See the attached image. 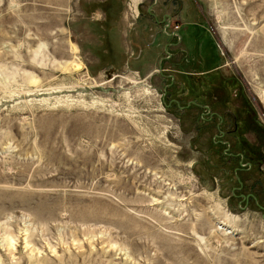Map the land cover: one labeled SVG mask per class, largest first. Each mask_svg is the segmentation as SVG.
<instances>
[{
    "label": "rangeland",
    "instance_id": "1",
    "mask_svg": "<svg viewBox=\"0 0 264 264\" xmlns=\"http://www.w3.org/2000/svg\"><path fill=\"white\" fill-rule=\"evenodd\" d=\"M151 2L0 0V264H264V212L234 197L264 207V0L195 1L218 74L191 80ZM198 92L254 116L255 168Z\"/></svg>",
    "mask_w": 264,
    "mask_h": 264
},
{
    "label": "flooded vegetation",
    "instance_id": "2",
    "mask_svg": "<svg viewBox=\"0 0 264 264\" xmlns=\"http://www.w3.org/2000/svg\"><path fill=\"white\" fill-rule=\"evenodd\" d=\"M195 1L196 0H152L146 9L145 17L161 27L160 43L163 42L162 47L164 54L162 60L165 63L173 61L171 64H175L178 69L176 71L178 79L184 78L186 80H191L194 76L198 79H213L214 75L218 74V67L213 66L215 52L211 46L212 43L210 42L209 35H206L197 24V7ZM156 7H159V10L157 14H154L152 10ZM178 47H182L183 49ZM169 50L173 52L171 53ZM176 50L178 51V55L176 61H174L176 58ZM176 78L173 79L171 77L169 79V88H172L175 84ZM202 97L200 98L203 102L213 101V96L203 95ZM191 103L192 106L202 110V112L207 111L208 117L211 119H217L219 124L218 128H226L227 133L236 130L234 117L231 116L230 111H223V113L217 114V111L213 110L208 104L197 105L193 100H191ZM227 120H229L231 124H229ZM233 125L234 128H232ZM229 127H231V129H229ZM220 134L224 135L226 133L221 132ZM243 165L244 164L241 166L244 168ZM249 168L250 166L246 164L244 170L248 172ZM259 208L264 212V207L259 206Z\"/></svg>",
    "mask_w": 264,
    "mask_h": 264
},
{
    "label": "trees",
    "instance_id": "3",
    "mask_svg": "<svg viewBox=\"0 0 264 264\" xmlns=\"http://www.w3.org/2000/svg\"><path fill=\"white\" fill-rule=\"evenodd\" d=\"M199 96H200L199 92L194 95V97H193L194 103L197 105H204V104L206 105V103L203 102L199 98ZM195 98H197L198 100ZM217 105L218 104H216L214 108H216ZM231 116L234 117L235 126H236V130L234 132L228 133L229 135H233L235 138L234 142H233V144H234L233 148L236 149V153L231 154V156L235 158V159H233V160H235L233 163L236 164L237 161L242 160V163H246L248 166H250L249 170H251L252 168H255L254 167L255 164L257 165V164H259V162L261 163V157L260 158L258 157L259 156V150L257 151V157H252V155H250L249 151H247V149H244L242 147L243 145L244 146L248 145V143L245 141L244 138H242L241 135H242V131L245 129V126L247 124L249 125L251 123V121H253L256 124L255 118H254V116H251V113L247 112L246 110L244 111V107L239 108V109H234V111L231 113ZM257 127L262 128V126L258 123H257ZM232 128H234V125ZM219 143L222 144L221 142H219ZM250 149H251V146H250ZM232 167H233V170L236 171V174H238V176L240 174L242 175L244 172H246L244 170L245 168H243V167L240 168L238 164L233 165ZM253 188H256V187L254 186ZM235 189L237 190L236 191L237 194L235 193L234 197L242 200L241 199L242 193L240 191L243 189V183L241 181H238V187H236ZM246 195H250V198L248 199V201H252V202L254 201L258 207L260 206L258 204L260 202L259 198H258V196H256V194L254 192H249Z\"/></svg>",
    "mask_w": 264,
    "mask_h": 264
},
{
    "label": "water",
    "instance_id": "4",
    "mask_svg": "<svg viewBox=\"0 0 264 264\" xmlns=\"http://www.w3.org/2000/svg\"><path fill=\"white\" fill-rule=\"evenodd\" d=\"M140 3H141V2H140ZM140 3H139V4H140ZM139 4H138V5H139ZM159 69H161V65H160V64H159ZM249 196H250V195H248V196H241V197H242L243 199H248ZM246 202H247V201H246ZM263 210H264V209H263ZM263 218H264V216H263Z\"/></svg>",
    "mask_w": 264,
    "mask_h": 264
}]
</instances>
